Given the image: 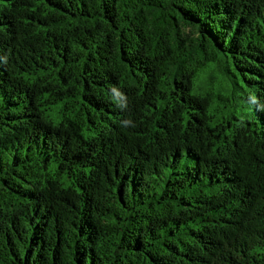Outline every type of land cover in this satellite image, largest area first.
Here are the masks:
<instances>
[{
    "label": "trees",
    "instance_id": "16d2710c",
    "mask_svg": "<svg viewBox=\"0 0 264 264\" xmlns=\"http://www.w3.org/2000/svg\"><path fill=\"white\" fill-rule=\"evenodd\" d=\"M0 264H264V0H0Z\"/></svg>",
    "mask_w": 264,
    "mask_h": 264
}]
</instances>
